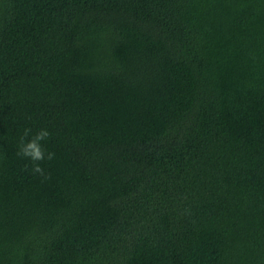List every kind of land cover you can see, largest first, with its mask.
<instances>
[{
	"label": "trees",
	"instance_id": "1",
	"mask_svg": "<svg viewBox=\"0 0 264 264\" xmlns=\"http://www.w3.org/2000/svg\"><path fill=\"white\" fill-rule=\"evenodd\" d=\"M0 264H264V0H0Z\"/></svg>",
	"mask_w": 264,
	"mask_h": 264
},
{
	"label": "clouds",
	"instance_id": "2",
	"mask_svg": "<svg viewBox=\"0 0 264 264\" xmlns=\"http://www.w3.org/2000/svg\"><path fill=\"white\" fill-rule=\"evenodd\" d=\"M49 137L50 132L47 129H39L35 134H32V129L26 128L20 137L19 148L16 153L20 157L30 158L34 162L32 172L43 176L45 179L49 177L45 176V170L40 162H43L45 159L51 161L55 158V153L46 152L42 143Z\"/></svg>",
	"mask_w": 264,
	"mask_h": 264
}]
</instances>
